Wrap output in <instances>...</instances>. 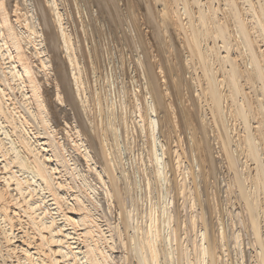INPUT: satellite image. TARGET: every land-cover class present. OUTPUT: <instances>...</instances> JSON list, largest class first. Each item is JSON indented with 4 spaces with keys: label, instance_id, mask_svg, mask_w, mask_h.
I'll return each instance as SVG.
<instances>
[{
    "label": "bare ground",
    "instance_id": "1",
    "mask_svg": "<svg viewBox=\"0 0 264 264\" xmlns=\"http://www.w3.org/2000/svg\"><path fill=\"white\" fill-rule=\"evenodd\" d=\"M175 259L264 264V0H0V264Z\"/></svg>",
    "mask_w": 264,
    "mask_h": 264
},
{
    "label": "rangeland",
    "instance_id": "2",
    "mask_svg": "<svg viewBox=\"0 0 264 264\" xmlns=\"http://www.w3.org/2000/svg\"><path fill=\"white\" fill-rule=\"evenodd\" d=\"M112 78H113V77H112ZM112 78H111V79H112ZM110 86H111V87H110ZM115 86H116V85H115ZM106 87H107V90H106ZM106 87L104 88V90H105L104 92L107 93V91H109V92H108L109 97H111V94H112V98H113V99L115 98V101H114V102H113V99H110V100H111L110 103L117 107L118 105H120V101H119L118 99L121 98V97H120V96H119V98L117 97V96H118L117 91H114L116 88H113V87H112V83H111V85H107ZM114 94H115V95H114ZM113 95H114V96H113ZM122 98H123V97H122ZM116 99H117V101H116ZM118 101H119V102H118ZM114 103H115V104H114ZM134 147H135V148H134ZM136 147H137V148H136ZM129 149H130V148H129ZM133 149H134V150H133ZM131 151H132V152H131ZM133 152H134V153H133ZM135 152H136L137 154H136ZM129 153H130V154H129ZM141 154H142V155H141ZM130 155H131V156H130ZM133 155H134V156H133ZM140 155H141L142 157H140ZM143 155L145 156L144 151H142V150L140 149V147L133 145V148L130 149V150H129L128 152H126V154H125L124 163H125V165H126V168H129V169L131 170V168L134 167V166L136 165L135 162H137V161L140 162V161H142V160L144 159ZM136 156H137V159H136ZM126 157H130V158L132 157V158H131L132 160H131L130 158H127V159H126ZM134 157H135V158H134ZM140 158H141V159H140ZM135 159H136L137 161H136ZM131 161H132L133 163H131ZM129 163H131V164L129 165ZM131 165H132V166H131ZM130 167H131V168H130ZM92 187H94V185H92ZM93 190H94V189H93ZM139 190H141V186H140ZM139 192H140V191H139ZM143 193H144L143 191H142L141 193H139V196H140L139 198L141 199V200H140V203L142 202L141 204H143V205H139L140 207L137 208L138 212H137V210L135 211V212L137 213V215H135V216H138V215H139V216H138V217H135L134 219H138L139 222L136 220V222L139 223L138 225L142 224V226H143V222H144V224H145V222H146L145 225H146V228H147V225H148V224H147V223H148V219H150V217H149V215H146V214H145V215H144V214L141 215V214H142V211H143V210H145V209L148 208V205H150V202L147 203V201L145 202V201L143 200V197L145 196V194H143ZM142 195H144V196H142ZM93 197H94V195H93ZM145 197H146V196H145ZM95 198H96V196H95ZM95 198H94L95 201H98V200H99V198H97V199H95ZM145 200H146V199H145ZM143 201H144V202H143ZM145 203H146V205H145ZM144 205H145V206H144ZM141 206H142V207H141ZM143 207H144V208H143ZM145 207H146V208H145ZM100 208H101V209H105L106 211L103 210L104 212H108V209H110V208H107L106 206L103 207V208H102V207H99V209H100ZM141 209H142V210H141ZM110 210H111V209H110ZM139 210H141V211H139ZM135 212H134V213H135ZM143 212H144V211H143ZM100 213H102V210H101ZM136 213H135V214H136ZM139 213H140V214H139ZM113 215H114V214H113ZM155 215H156V216H155ZM145 216H146V217H145ZM157 216H158V214H155V212H154V216H153V218L155 219V218H157ZM114 217H115V215H114ZM147 217H148V218H147ZM140 218H141V219H140ZM144 218H145V220H144ZM158 218H160V217H158ZM140 220H142V221L140 222ZM134 222H135V220H134ZM136 222H135V224H137ZM161 222H162V221H161ZM161 222H160V226L163 224V223H161ZM163 225H164V224H163ZM146 228H145V229H146ZM165 229L167 230L166 225H164L163 227L161 226V227H160L161 233H163V234H164V233H167V231L165 232ZM162 231H163V232H162ZM173 243H176V242H173ZM174 263H176V264L179 263V264H180V262H179L178 260L176 261V259L174 260Z\"/></svg>",
    "mask_w": 264,
    "mask_h": 264
}]
</instances>
